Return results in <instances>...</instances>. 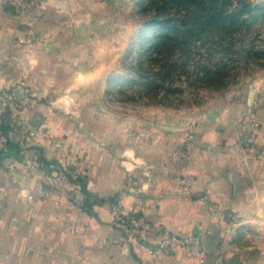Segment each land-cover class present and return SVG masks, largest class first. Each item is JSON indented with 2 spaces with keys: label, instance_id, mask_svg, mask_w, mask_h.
I'll return each instance as SVG.
<instances>
[{
  "label": "crops",
  "instance_id": "obj_1",
  "mask_svg": "<svg viewBox=\"0 0 264 264\" xmlns=\"http://www.w3.org/2000/svg\"><path fill=\"white\" fill-rule=\"evenodd\" d=\"M49 13L16 20L0 4V130L6 139L0 140V154L14 149L43 162L29 173L20 167L14 175L0 171V264H264V74L245 97H221L194 119L165 113L135 146L109 101L81 102L73 95L89 87L93 76H103L102 12L81 17H87L78 26L82 36L76 34L74 42L55 35ZM25 25L47 41L32 48L15 43ZM63 76L72 79L61 85ZM17 90H29L35 101L26 114L29 124L5 107V95ZM251 112L260 128L247 151L241 139ZM43 121L49 135L41 139L35 129ZM13 122L20 126L9 128ZM189 131L194 147L174 166L169 158ZM57 167L67 172L69 189L47 198L43 192ZM185 176L194 182L190 198L179 193ZM114 196H121L127 213L151 219L137 243H113L122 234L110 212ZM225 213L248 230L257 226L259 237L253 233L254 240L243 243L227 235L219 223ZM162 227L201 236L206 261L179 248L151 259L143 244L158 241Z\"/></svg>",
  "mask_w": 264,
  "mask_h": 264
},
{
  "label": "rangeland",
  "instance_id": "obj_2",
  "mask_svg": "<svg viewBox=\"0 0 264 264\" xmlns=\"http://www.w3.org/2000/svg\"><path fill=\"white\" fill-rule=\"evenodd\" d=\"M15 1L0 0V4L7 8L16 20L27 15L42 19L50 12L49 15L53 16L57 27L55 35L68 36L73 42L77 40V35L82 36L78 32V26L81 20L87 17L83 19L81 17L90 12L94 15V10L97 14L98 11L102 12L103 76L97 79L98 81L94 78L100 76H93L89 87L81 88L73 92V95L81 102L109 101L111 104L109 111L123 116V133L128 142L135 146L144 142L143 139L148 133L157 127L158 118L164 117L165 113L168 112L173 117L182 115L194 119L197 113L205 111L221 97L230 95L232 98L245 97L264 74V18L253 24L250 32L246 27L231 25L222 33L212 28L200 36L189 37L188 40L193 42L192 59L186 61L180 55L172 58V62L180 69L167 80L163 89H149L141 83L139 65L142 64L144 68L152 70L150 77L161 71L159 59L148 52L145 44L150 32L146 27L147 23L152 20L156 12L154 0H27L25 8L19 7L14 3ZM231 2L230 10L241 7L240 2L261 5L264 0H231ZM168 16L179 23L190 21V15L186 11L178 12L175 8ZM244 18H250V15L246 14ZM250 23H252L251 19ZM33 28L30 25L21 27L22 33L14 38V42L28 48L44 44L47 38ZM252 49L258 54L248 58ZM185 61L188 62L186 70L182 66V62ZM221 62L227 65L228 73L220 86L212 87L198 80L197 73L202 76L204 67L214 70L215 64ZM70 79L71 76L65 78L63 76L61 85ZM135 82L137 84H134ZM100 85L104 88L101 89ZM4 104L5 107L13 108L17 116L26 121V118L28 119L26 114H30L34 109L35 101L29 90H17L5 95ZM87 109L86 107L83 112L90 114ZM97 113L103 115V108L99 107ZM29 123L26 121V124ZM19 126L13 122L9 128ZM246 133L241 139L243 150H246L242 143ZM219 223L232 238L233 230L246 227L243 220L238 219L230 223L220 218ZM254 229L255 237H253L257 239L260 229L257 226ZM253 237L237 238L244 243Z\"/></svg>",
  "mask_w": 264,
  "mask_h": 264
},
{
  "label": "trees",
  "instance_id": "obj_3",
  "mask_svg": "<svg viewBox=\"0 0 264 264\" xmlns=\"http://www.w3.org/2000/svg\"><path fill=\"white\" fill-rule=\"evenodd\" d=\"M240 3L241 7L230 10L231 0H162L161 2L154 0L156 12L152 20L147 23L146 27L150 32L145 44L148 52L159 59L161 71L150 77L152 70L140 64L139 76L142 85L149 89L165 87L167 80L180 69L171 59L180 55L187 61L193 57V42L188 40L189 37L200 36L212 28L222 33L231 25L246 27L250 32L253 24L264 18V3L261 5ZM174 8L178 12L186 11L190 15V21L179 23L176 19L170 18L168 14ZM246 14H249L250 18H244ZM250 19L252 23L249 24ZM250 51L248 58L258 54L254 49ZM186 61L182 62L184 70L188 67ZM214 67V70L204 67L202 76L197 73L198 80L212 87L220 86L227 76V65L221 62L216 63Z\"/></svg>",
  "mask_w": 264,
  "mask_h": 264
},
{
  "label": "built area",
  "instance_id": "obj_4",
  "mask_svg": "<svg viewBox=\"0 0 264 264\" xmlns=\"http://www.w3.org/2000/svg\"><path fill=\"white\" fill-rule=\"evenodd\" d=\"M27 0H16L14 3L19 7L25 8ZM260 122L255 114H250V126L243 140V145L247 151L254 149L258 139ZM36 135L41 139L48 137L49 130L46 122H41L36 127ZM0 140L6 142L2 137L0 130ZM195 133L190 131L185 137L184 141L172 152L169 161L172 165L182 164L189 156L190 150L195 144ZM23 172L29 173L33 170L41 169L43 162L38 157L23 158L16 150L11 149L3 154H0V171L4 170L11 175H14L18 168ZM193 179L190 176H185L180 181L179 193L182 197L190 198L193 196ZM69 178L65 170L57 167L48 178V186L43 192L45 197H50L54 194H65L68 191ZM205 200L206 198H202ZM110 212L113 218V224L118 227L122 234L113 239V243L121 244L126 242L128 244L137 243L142 239L141 234L150 228L151 219L148 215L143 213H127L123 204L121 196H114L110 201ZM222 221L234 222L235 216L231 213L221 215ZM253 230H248L244 227L242 229L233 230V237H252ZM145 251L151 259H157L164 256H170L175 248L188 251L191 257L198 258L202 263L206 261L207 253L203 244L202 238L199 235L179 236L171 229L162 227L160 229V237L156 242H144Z\"/></svg>",
  "mask_w": 264,
  "mask_h": 264
},
{
  "label": "snow or ice",
  "instance_id": "obj_5",
  "mask_svg": "<svg viewBox=\"0 0 264 264\" xmlns=\"http://www.w3.org/2000/svg\"><path fill=\"white\" fill-rule=\"evenodd\" d=\"M86 70V69H85Z\"/></svg>",
  "mask_w": 264,
  "mask_h": 264
}]
</instances>
